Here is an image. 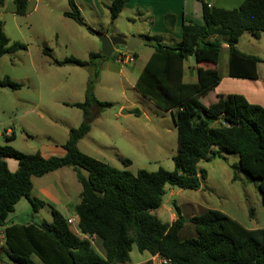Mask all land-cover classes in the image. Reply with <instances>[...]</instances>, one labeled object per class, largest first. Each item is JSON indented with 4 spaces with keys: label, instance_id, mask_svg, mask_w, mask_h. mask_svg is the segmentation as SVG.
Here are the masks:
<instances>
[{
    "label": "trees",
    "instance_id": "trees-1",
    "mask_svg": "<svg viewBox=\"0 0 264 264\" xmlns=\"http://www.w3.org/2000/svg\"><path fill=\"white\" fill-rule=\"evenodd\" d=\"M130 1H112L108 7L111 22L117 20ZM13 3L17 15L27 14L28 0ZM68 3L65 17L93 35L101 32L88 25L75 0ZM3 5L4 0H0V7ZM173 18L168 16L166 20ZM202 18L203 25L184 23L180 44H151L154 54L137 82L139 90L173 117L178 132L173 171L139 170L134 174L81 152L78 144L92 129L91 108L104 110L113 106L99 101L94 93L100 64L108 58L90 53L88 60L73 56L57 60L45 48L44 54L58 67L91 69L85 102L68 104L83 111L84 121L70 130L63 157L46 159L40 152L26 154L0 145V228L22 199L30 203L35 213L45 206L31 197L33 178L71 168L82 186L75 209L79 231L100 239L106 256L102 257L89 239L74 233L68 219L53 209L51 224H16L5 228L4 253L9 264H128L134 246L141 253L169 260L167 264H264V229H247L227 214L210 209L190 219L196 237L181 240L180 233L187 222L176 203L177 219L173 223H165L154 214L164 203L167 187L200 190L207 172L199 169V163L213 161L217 156L227 160L228 155L239 158L237 163L230 164L233 181L244 174L247 181L256 185L264 207V108L238 94L219 95L209 106L201 101L222 80L214 68L221 57V37L226 38L229 47V77L258 79V65L264 61L241 52L238 43L245 33L255 38L264 33V0H245L239 8L231 10L202 1ZM22 50H27V46L11 43L0 22V61L5 55ZM133 56L137 58L136 54ZM192 57L199 64L197 83L184 81L185 63ZM7 87L16 91L23 86L8 78L0 81V88ZM133 113L140 116L138 111ZM13 138L14 135L8 140ZM7 159L19 162L15 173L9 170ZM121 162L125 167L131 165L128 159ZM250 214L253 216L254 211Z\"/></svg>",
    "mask_w": 264,
    "mask_h": 264
},
{
    "label": "rangeland",
    "instance_id": "rangeland-1",
    "mask_svg": "<svg viewBox=\"0 0 264 264\" xmlns=\"http://www.w3.org/2000/svg\"><path fill=\"white\" fill-rule=\"evenodd\" d=\"M142 1L144 2V0ZM244 1L216 0L214 6L231 10L239 8ZM188 4L187 14L189 17L195 22L199 20L202 23L201 8H198L200 4L196 0H188ZM84 10L89 14L91 23L96 24L92 27L101 28V16L94 18L88 7H85ZM148 26L145 16L141 13L131 15L126 12L120 16L114 25L117 30L127 34L132 31L137 32V30L144 32ZM76 27L67 36L72 40L71 43L66 45H63L62 42L50 45H30L27 50L5 55L1 59L0 81L8 78L23 86L22 89L16 91L9 87L0 88L1 146L14 145L18 148L15 149L20 152L34 154L36 150L51 142L49 140L53 130L58 131L60 136L63 135L62 131L66 128L63 122L74 124L76 128L82 119L84 121L82 110L66 104L84 102L87 83L92 76L91 69L74 65L58 67L51 58L44 55L45 46H47L48 51L57 60H64L72 56L80 60H88L90 53L98 51L95 45L98 40L96 41L94 38L97 35L91 34L87 28L78 24ZM224 38H220L222 42ZM171 40L166 37L165 43L169 45L178 44L175 43V39ZM249 40L248 34L242 39L240 38V47L243 50H248L247 47H250ZM254 43L258 51L253 52H264L262 50L264 49V40L261 43L257 42L258 44ZM140 49L144 53L143 60L137 62L134 73L124 62H117L112 58L101 62L99 67L101 80L94 93L97 99L112 103L113 106L91 112L93 116L92 131L80 143L79 147L83 153L96 159L100 157V154L105 155L108 164L118 170H126L134 174L139 170L148 172H156L159 169L173 171L175 169L173 158L178 149V133L175 124L172 123L169 116L154 110L152 104L134 88L140 71L143 69V62L150 56V50L146 45H141ZM228 55L229 49L226 48L218 65V69L223 75L228 70ZM119 56L118 54L116 58L119 59ZM262 77H264V73ZM248 85L252 86V84ZM248 85L225 82L221 86V90H231L233 87L235 92H244L243 90L249 88ZM213 99L214 96L211 95L204 100L203 104L206 105ZM39 103L42 108L48 109L51 116L61 120L58 122L60 126L52 127L48 119L40 120L34 114L43 111L37 107ZM135 109L146 112L149 118L136 117L130 114L121 115L122 110L133 112ZM27 111H34V113L27 115ZM45 116L48 117L49 115L46 114ZM8 130H13L16 133V141L8 143L5 140L4 135ZM101 143L105 144L107 148L104 149ZM121 159L130 160L131 165L125 167L120 161ZM238 159L237 155H228L227 160L216 159L200 162L199 169L207 172V179L202 184L204 190L198 192L168 187L164 202L169 199L170 189H173V191L182 194L186 201H195L209 209L221 211L246 228L264 229V207L256 185L247 181L244 174H239V178L233 182L234 172L231 170L230 164L237 163ZM66 180L70 181L71 179L67 177ZM183 203L188 202L179 201L177 202L178 207L183 208ZM171 206L173 207V205ZM251 210L254 211L253 216L250 214ZM168 217L164 216L163 221L168 222ZM31 219L36 222H52L51 212L48 208H42L38 213H35L30 203L26 199H22L16 206V213L9 216L5 226L13 223L26 224ZM4 227L0 228V250H3L0 255V257L3 256L0 259V264H9L10 260L4 253L5 243L1 236ZM72 228L75 232H79L77 224L73 225ZM150 257L148 252H139L136 246L130 253L132 264L142 263Z\"/></svg>",
    "mask_w": 264,
    "mask_h": 264
},
{
    "label": "crops",
    "instance_id": "crops-1",
    "mask_svg": "<svg viewBox=\"0 0 264 264\" xmlns=\"http://www.w3.org/2000/svg\"><path fill=\"white\" fill-rule=\"evenodd\" d=\"M112 1L113 0H75L78 8L80 9L82 15L84 16L89 26L92 27V25H96V24H92L91 21L89 20V16H88L89 14H87L84 10L85 7H88L90 14H93L94 18L95 16L96 17L101 16L100 18L101 28L92 27L93 29L99 30L105 33L109 37H121L125 40H128L130 37L136 36V37H139L145 40L144 45H146L147 48L150 50V56L148 59L146 58L144 60L143 66H142L143 69L140 71V75L147 69L149 61L154 54V49L151 47V44L162 43L164 45H169L165 43L166 37L170 39V41H172L171 39H175L176 41L175 43L180 44L182 37H183V25L185 22L193 23L197 25L204 24V22L201 23L199 20H197L198 22H195L194 20H192V18L189 17V15L187 14V6L189 5L188 0H144V2L142 0H131L130 2L126 4L120 16H122L124 12L131 14V15H135V14L137 15L138 13H141L142 15L145 16L149 26H148V29L146 28L144 30V32L137 30V32L132 31L130 34H127L125 32L117 30L116 27H114L115 23L118 22L120 16L114 22H111L110 20V12H109L108 7L111 5ZM202 1L206 2V0H196V2L200 4V7L198 8H201V13H202ZM215 1L216 0H213L211 5L214 6ZM28 2H29L28 12L24 16H19L15 13V6L13 3V0H4V5L0 7V22L3 24L4 31L6 35L8 36V38L10 39L11 43H14V42L23 43L27 46V49H28L30 45H35V44L50 45V44H59L60 42H62L63 45H66L72 42V40L69 39V37L67 36L72 29L77 28L76 27L77 23L73 21L72 19L65 17L64 15V13L69 10L68 0H28ZM168 16H173L174 17L173 20L167 21L166 18ZM246 34L250 36V40L248 41L250 44V47H247L248 50H243L240 47L241 44L239 41L238 43L239 50L245 54L260 57L264 61V52H253V51H258L255 47L254 42L261 43L264 40V33L261 34L260 38H255L251 34L245 33L243 36H241V39ZM94 38L96 41L98 40L97 42H95V45L97 46L98 51L92 52V53H101V42L99 41V39H97V37H94ZM222 45H223V48L221 52V57H222L223 51L226 48L229 49L227 42H226V38H224ZM140 46L135 51L128 53V55H130L131 57H134L133 56L134 54L137 55V58H134L133 63L131 64L124 63L126 66H128L129 69H131L132 73L136 72L137 62L143 60L144 53L143 51H141ZM45 47L46 49H48L47 46ZM119 53L120 51H115L113 55L117 57ZM115 61L119 62L120 60L116 58ZM227 62H228V70L225 72L224 75L221 74L218 69L219 64L217 65V67L216 66L214 67L218 69V72L222 80H221L220 85L215 90L210 92L206 97L202 98L201 100L202 103L207 97L211 95L214 96V99L211 100V102H208L206 105L204 104L205 106H209L210 104L216 102L217 97L219 95L238 94V95L245 97L249 103L259 105L264 108V77H262L264 73V62L258 65L259 77L257 80L238 79V78L229 77V55L227 58ZM219 63H220V60H219ZM199 77H200L199 76V64H197L195 58L192 57L185 63L184 81L187 83H197L199 81ZM139 78L140 77L137 78L136 83L134 84L135 90L143 98H145L146 100H148V102L152 104L154 110H156L160 114H165L169 116L172 119V123H173L174 122L173 117L170 113L165 112L152 98L146 96L141 90H139V88L137 87V82ZM100 80H101V77H99L98 82L96 83V86L98 85ZM225 82H229L231 84L235 82L246 84V85L252 84V86L248 85L249 88L247 90H243L245 93L235 92V90H233L234 89L233 87L231 88V90H221V86H223ZM96 86H95V90H96ZM84 96L86 97V92ZM102 102H106V101H102ZM37 107H39L43 111L36 112V113H34V111H27L26 112L27 115L29 113H32V114L34 113L40 120L48 119L52 127L60 126L58 122L61 120L58 117L51 116V113L48 111V109L42 108L40 103L37 104ZM97 109L98 108L96 106H93L91 108V112H94L95 110H96L95 112H97ZM124 111L125 110H122L121 115L124 114L123 113ZM134 111H138L140 113V116H136L133 113ZM133 112H125V113L128 115L129 114L134 115L136 117L149 118L146 112H141L138 109L133 110ZM46 114H48L49 116L46 117L45 116ZM82 122H83V119H82ZM63 123L66 127L65 130L62 131L63 135L60 136L58 131L53 130V133L51 134V137L49 140L51 142L42 146L41 149L36 150V152H40L44 158L48 159V158L56 157V156L63 157L66 155V150L64 148V145L66 144L68 140L70 130L72 128H75V125L67 123V122H63ZM81 123L78 124V127L81 125ZM147 125L149 124L147 123ZM26 129L28 130V128ZM176 131H177V128H176ZM7 133H10V134H8V136L4 135V138L8 143H12L13 141L17 140V135L13 130H8ZM89 134L85 138H87ZM12 135H14V138L12 140H8V138H10ZM85 138H83L79 142L78 146L80 145L82 141L85 140ZM101 145L104 149L107 148L105 144L101 143ZM12 146L18 149L14 145ZM97 160L102 161L106 164L109 163L107 162L108 161L107 157L103 154H100V157H98ZM6 161H7L9 170L12 173H15L18 170L19 162L15 159H7ZM67 177H69L71 180L67 181L66 180ZM32 182H33V190L31 193V197L33 199H37L45 203V206H43L42 208H48L50 210L52 222H53L52 212H53V209H56L66 219L73 220V224L70 226L74 233H76L82 239H89L92 242V245L94 246V248L97 250V252L102 257H105L106 253L103 248L102 241L100 239H98L96 236L89 237V236L82 235L80 231L75 232L72 228V226L75 224H77L79 227V219H78V215L75 209L78 203L80 202V195L82 192V186L78 182L75 172L71 168H62L53 173L47 174L41 178H33ZM167 190H168V187L166 188V194H167ZM170 190H171V193L169 195V199L166 202H164L162 207L156 210L154 214L158 216L162 221H163L162 218L164 216H169L167 218L168 222H165V223L171 224L177 219L176 211L174 209V203L177 204V202L179 201L188 202V203L182 204L183 208H181L180 206V209L182 213L184 214L185 220L187 222L185 228L180 233V238L181 240H186L189 238L196 237V231L193 225L190 223V219L195 216L201 215L210 209L203 206L202 204L201 205L198 204L195 201H191V200L186 201V198L183 197L182 194H179L178 192L173 191V189H170ZM203 190L204 189L202 186L201 189L198 190V192L203 191ZM177 196L179 197L177 198ZM171 205H173V207ZM14 213H16V209ZM43 222H47V221H43ZM43 222H36L34 219H31V221L27 222L26 224H17V225H27V224H32V223L40 224ZM47 223L51 224L50 222H47ZM11 225H16V223L6 225L1 231V236H2V240L4 241V243H5V236H4L5 228ZM247 229L255 230L257 228H247ZM162 261L163 260L160 256H151L150 259H146L142 263L144 264V263L150 262L152 264H162ZM142 263H135V264H142ZM128 264H132V262L130 261V263Z\"/></svg>",
    "mask_w": 264,
    "mask_h": 264
},
{
    "label": "water",
    "instance_id": "water-1",
    "mask_svg": "<svg viewBox=\"0 0 264 264\" xmlns=\"http://www.w3.org/2000/svg\"><path fill=\"white\" fill-rule=\"evenodd\" d=\"M213 0H206V3L211 4ZM101 42V54L106 58H112L115 51L133 52L140 45L145 44V40L136 36L125 40L121 37H109L105 33L100 32L97 35ZM126 114L125 112H123ZM216 159L223 160V156H217ZM3 250H0V255Z\"/></svg>",
    "mask_w": 264,
    "mask_h": 264
},
{
    "label": "built area",
    "instance_id": "built-area-1",
    "mask_svg": "<svg viewBox=\"0 0 264 264\" xmlns=\"http://www.w3.org/2000/svg\"><path fill=\"white\" fill-rule=\"evenodd\" d=\"M128 53L129 52H126V51H120V53H119V60L121 61V62H124L125 64H131V63H133V61H134V58L133 57H131L130 55H128ZM127 54V55H126ZM10 133H11V131H10ZM10 133H5V135L6 136H8V134H10ZM68 224L69 225H72L73 224V220L72 219H69L68 220ZM169 262V260H163L162 261V264H167Z\"/></svg>",
    "mask_w": 264,
    "mask_h": 264
}]
</instances>
